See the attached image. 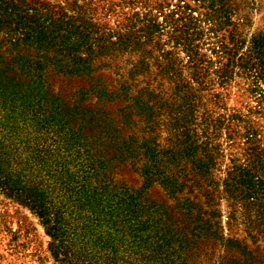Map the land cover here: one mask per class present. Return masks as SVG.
Here are the masks:
<instances>
[{
	"label": "trees",
	"instance_id": "1",
	"mask_svg": "<svg viewBox=\"0 0 264 264\" xmlns=\"http://www.w3.org/2000/svg\"><path fill=\"white\" fill-rule=\"evenodd\" d=\"M184 19L183 32L190 28ZM131 35L109 41L79 13L36 0H0V194L40 219L58 264H262L245 242L264 241V150L256 131L246 130L245 162L217 182L220 152L208 130L219 125L208 117L196 122L192 87L182 85L169 101L147 81L133 92L132 82L112 86L95 74L108 50L139 46ZM237 60L235 66L264 80V35ZM58 75L83 84L64 95L53 89ZM115 101L124 102L117 117L107 109ZM161 110L171 132L163 147L151 134ZM127 163L142 179L137 188L115 176ZM154 184L170 203L149 192ZM219 184L242 209L245 237L224 232ZM236 217L232 209L234 223L227 224H237ZM215 245L224 254L211 262Z\"/></svg>",
	"mask_w": 264,
	"mask_h": 264
},
{
	"label": "rangeland",
	"instance_id": "2",
	"mask_svg": "<svg viewBox=\"0 0 264 264\" xmlns=\"http://www.w3.org/2000/svg\"><path fill=\"white\" fill-rule=\"evenodd\" d=\"M36 1L49 7H60L70 14L89 17L98 34L109 41L127 31L131 32L132 39L138 37L139 46L133 51L110 49L99 58L97 63L101 65L95 74L112 86L125 79L127 83H134L132 91L135 92L147 81L156 93L169 101L173 95L177 99L174 93L182 85L192 87L197 96L196 122L208 117L211 123L219 125L216 130L213 127L208 130L212 131L209 135L211 144L220 152L213 170L217 182H222L233 164L245 162L249 126L256 131L255 142L264 150V80L235 66L239 63L237 58L251 49L252 40L264 35V0ZM182 16H187L183 22L189 23L190 27L185 33L180 30L182 20L179 18ZM223 48L232 52L227 54ZM226 63L228 65L224 68ZM170 65H174L173 71L168 70ZM163 67L166 68L164 73L161 72ZM131 68L133 80L128 76ZM222 70L226 74L224 78L220 76ZM52 84L54 90L65 95L74 92L83 81L58 75L52 78ZM93 101L94 98L88 100ZM123 104L115 101L107 104V109L117 117V109ZM163 112L161 110L157 116L160 123L151 133L161 147L167 145L171 137L166 122L168 117H164ZM201 127L199 125L197 130L202 135ZM115 176L133 188L142 183L138 171L128 163L120 166ZM149 192L167 204L171 202L157 184L152 185ZM217 194L215 199L221 211L224 232L231 229L238 239L245 237L239 203L232 204L221 184ZM232 209H236L238 223L228 225L227 222L234 223L230 219ZM49 240L40 219L29 208L0 194V264H58L48 249ZM245 242L251 249H256L252 255L259 254L264 264V241L253 243L246 237ZM214 253L211 262L218 258V253L224 254V247L215 245ZM233 254L239 256L236 252ZM204 264L209 263L204 261Z\"/></svg>",
	"mask_w": 264,
	"mask_h": 264
}]
</instances>
